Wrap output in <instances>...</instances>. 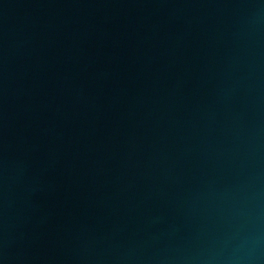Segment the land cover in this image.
Returning <instances> with one entry per match:
<instances>
[{"label": "water", "instance_id": "95a60500", "mask_svg": "<svg viewBox=\"0 0 264 264\" xmlns=\"http://www.w3.org/2000/svg\"><path fill=\"white\" fill-rule=\"evenodd\" d=\"M0 264H264V0H0Z\"/></svg>", "mask_w": 264, "mask_h": 264}]
</instances>
